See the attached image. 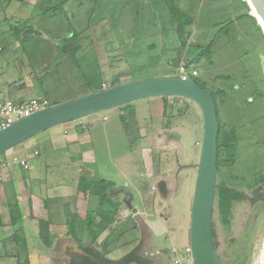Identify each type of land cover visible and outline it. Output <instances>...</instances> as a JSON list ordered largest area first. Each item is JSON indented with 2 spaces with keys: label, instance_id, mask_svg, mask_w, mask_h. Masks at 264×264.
Returning <instances> with one entry per match:
<instances>
[{
  "label": "rangeland",
  "instance_id": "obj_1",
  "mask_svg": "<svg viewBox=\"0 0 264 264\" xmlns=\"http://www.w3.org/2000/svg\"><path fill=\"white\" fill-rule=\"evenodd\" d=\"M254 17L243 0H0V76L26 83L20 95L49 107L126 82L179 75L177 60L184 59L190 78L215 97L220 124L231 137L222 143L223 159L219 155L223 162L214 210L218 254L224 264H262L264 200L252 198L259 189L264 192V30ZM68 42L75 51L64 50ZM5 98L17 100L6 92ZM82 119L87 155L69 154L65 147L77 145H66L64 133L54 137L62 125L38 136L40 158L53 163L58 194L78 190L69 205L75 209L74 199L82 202L79 187L90 177L105 183L107 198L116 199L120 191L124 203L131 204L133 188L149 184L143 179L146 160L156 174V193H167L160 185L173 182L166 209L177 221L187 218L190 226L203 134L196 103L168 97L165 106L163 97H151ZM219 184L247 196L234 202L229 223L218 205ZM99 199H91L89 212L98 209ZM74 211L67 217L59 212L55 221L73 219L74 224L82 210ZM101 219L97 215L96 222ZM127 224L123 221L120 229ZM68 230L81 241L94 231L83 225ZM14 236L24 235L17 231L4 244L9 247ZM0 237H5L2 231ZM1 241L0 255L15 253L2 248ZM183 243H189L187 232ZM27 251L32 252L25 247L22 254ZM60 252L58 264L67 263L66 250ZM0 264L8 261L0 257Z\"/></svg>",
  "mask_w": 264,
  "mask_h": 264
},
{
  "label": "crops",
  "instance_id": "obj_2",
  "mask_svg": "<svg viewBox=\"0 0 264 264\" xmlns=\"http://www.w3.org/2000/svg\"><path fill=\"white\" fill-rule=\"evenodd\" d=\"M245 1L243 0L250 11L251 8L248 2L246 1V3ZM181 61L185 60L179 58L177 64ZM0 80L4 84V86L1 85V88H3H0V100L6 99V92L17 99H12L14 102L27 101L25 96L20 95L23 94L22 88L27 86L26 83L20 81L19 83L14 78L5 79L1 76ZM1 96L4 98L1 99ZM79 121H83V119L62 124V129L55 130L53 135L55 138L60 139L61 134L64 133L66 145H77L71 149L68 146L65 147L68 148L69 154H81L83 152L82 154L87 155L89 153L83 147L85 143L82 135H80L85 130V124H81ZM166 129L168 130L169 128ZM40 134L24 141L0 156V177H2L0 179V232L2 231L5 235V237H0V240L3 242L2 248H13L15 250V253L10 255L6 253L0 255V257L6 259L8 264H16V260L17 264H26L29 259L37 257V262H30V264H58L56 259H59L60 256L63 257L60 252L62 249L66 250L65 255L68 260L65 264H70L77 256H85L95 261L96 259L93 256L85 252V247H91L93 250L102 253V264H173L172 258L175 250L186 245L183 243V236L186 232L189 236L190 226L189 224L187 225V218L177 221L173 218L175 213L166 209L170 205L169 201H171L172 194L168 192L172 190V181L166 180L163 182L164 187L166 186L168 191L167 193H156L155 185L157 180H153L156 174L155 171L150 173L149 164L145 160L143 179L145 177L147 180L149 179V184L146 183L147 185H145L147 188H133L134 193L129 188L133 193L131 204L124 203L125 199L122 200L120 191L116 199L113 198V195H109L112 201L120 203L118 211L112 214L115 219L114 222L108 226L103 225L105 228H102L97 243H93L91 235L87 237L90 241L85 239L81 241L72 234L74 233L73 231L68 230L76 223H72L73 219H68L65 223H57L55 219L59 212L67 217L73 214L75 209L77 213L82 210V214H85L87 211V205H84L86 199L83 197L81 203L74 199L76 201V208L74 209L73 206L68 204V201H72L74 194L78 193V190L75 192V187L74 189L71 187L70 192L58 194L59 184L54 180L53 163L47 160L46 157L40 158L41 152L38 148V136ZM136 140H139V138ZM199 142L197 140V144L200 145L201 142ZM14 157L28 159L31 168L26 170L22 165L13 163ZM79 180H81V177ZM64 182L66 181L64 180ZM124 185L130 184L126 182ZM12 193L15 194L13 196L14 204L10 203L13 198L9 199ZM160 203L162 204L160 205ZM14 208L16 209L15 214H19L16 217L21 218L15 225L12 223L13 216H11L12 212H10ZM40 221L49 222L50 234L54 236L50 245L42 241ZM123 221H127L128 224L120 229L119 225ZM18 224L19 227H16ZM16 230L22 231L24 236L9 238L11 240L8 247L7 244H4L6 243L5 239L8 236L11 237V234L14 235L17 232ZM101 236L102 240L99 241ZM25 247L27 250L31 249L32 252L27 251L23 255V248Z\"/></svg>",
  "mask_w": 264,
  "mask_h": 264
},
{
  "label": "water",
  "instance_id": "obj_3",
  "mask_svg": "<svg viewBox=\"0 0 264 264\" xmlns=\"http://www.w3.org/2000/svg\"><path fill=\"white\" fill-rule=\"evenodd\" d=\"M246 1L264 30V0ZM151 97L185 98L196 103L201 110L203 134L191 207L189 244L195 264H224L213 239L219 159L218 107L213 94L194 79H183L178 75L146 78L104 88L41 109L0 131V156L48 129ZM161 186L163 187L164 183Z\"/></svg>",
  "mask_w": 264,
  "mask_h": 264
},
{
  "label": "trees",
  "instance_id": "obj_4",
  "mask_svg": "<svg viewBox=\"0 0 264 264\" xmlns=\"http://www.w3.org/2000/svg\"><path fill=\"white\" fill-rule=\"evenodd\" d=\"M25 32L28 33V29H26ZM72 39L73 38L70 37L69 39H67V41H72ZM68 43L69 44H66L64 46V50H67V48H69V49L75 51L76 47L71 45L70 42H68ZM34 76H35V78H38V76L36 74H34ZM40 78H43V77H40ZM119 80H120L119 78L115 79L114 83H118ZM163 98L165 99V106H166L168 97H163ZM174 98H177V97H174ZM229 136L230 135L227 134V132L224 130L223 126H221V124H220V132H219V138H218L220 159H223L222 157L224 155V150L226 149V148H224V149L222 148L223 147L222 143H225V142L229 143V138L231 140V137H229ZM220 159H218V166H219V163H221V161H222ZM94 179H96V178L91 177V178H89V180H87V182L81 181V184L79 187V192L86 199L85 205H87V211H86L87 214L83 213L84 215L82 214V216L79 219H75L76 223L74 224V227L76 225L79 227H82V225H83V226H88L89 228H92L94 230L91 234L92 241H93V243H97L98 239L100 237V233L102 232V228H105V227H103V225L105 224V226H108L114 222L115 219L112 216V214H114L118 211L120 203H118V202L116 203V202L112 201L110 199V197L107 198L108 195L105 193V191H107V187H106L105 183L104 182L102 183V180H99V179L94 180ZM218 188H219V190H218V205H219V208L221 210V213L223 215L224 220L226 221V223H229L230 222L229 217L232 213V207H233L234 202L237 200L245 199L247 196H246V193L237 192V191H235V189H233V188L231 189L228 186L226 187L224 185L219 184ZM259 190L256 192V196L252 198L253 202L264 200V192L261 191L262 189L260 191ZM95 195H98V197L100 196L98 209L96 211H90L89 212V210H88L89 204L91 203V199L94 198ZM106 204L109 205V208L105 207ZM101 206H102V209L100 208ZM15 211H16V209L14 208L13 212H15ZM97 215L102 218L101 223L96 222ZM19 220H20V218L13 217L12 223L15 225L17 222H19ZM40 225H41V237H42L43 241L46 242L47 245H50V242H52L54 236H52L50 234L49 222L40 221ZM94 225H96L97 227ZM94 228H96V229H94ZM76 234L77 233H74V236L77 238ZM213 239H214L215 247L218 248L219 243L217 241V235H216L214 223H213ZM85 252H87L89 255L93 256L96 260L93 261L90 258L85 257V256H77L70 264H102V253L101 252L95 251L91 247H85Z\"/></svg>",
  "mask_w": 264,
  "mask_h": 264
},
{
  "label": "built area",
  "instance_id": "obj_5",
  "mask_svg": "<svg viewBox=\"0 0 264 264\" xmlns=\"http://www.w3.org/2000/svg\"><path fill=\"white\" fill-rule=\"evenodd\" d=\"M177 71L179 72L178 76L183 79H191L187 70L186 61H181L178 64ZM192 74L197 75L198 71L194 69ZM47 107V102L41 99H30L24 102L0 100V131L17 120ZM14 162L22 165L26 170L31 168V164L26 158L14 157ZM172 260L173 264H195L190 244L188 243L184 247L176 249Z\"/></svg>",
  "mask_w": 264,
  "mask_h": 264
},
{
  "label": "flooded vegetation",
  "instance_id": "obj_6",
  "mask_svg": "<svg viewBox=\"0 0 264 264\" xmlns=\"http://www.w3.org/2000/svg\"><path fill=\"white\" fill-rule=\"evenodd\" d=\"M264 180V179H261V181Z\"/></svg>",
  "mask_w": 264,
  "mask_h": 264
},
{
  "label": "bare ground",
  "instance_id": "obj_7",
  "mask_svg": "<svg viewBox=\"0 0 264 264\" xmlns=\"http://www.w3.org/2000/svg\"><path fill=\"white\" fill-rule=\"evenodd\" d=\"M254 13V12H253ZM263 259V258H262Z\"/></svg>",
  "mask_w": 264,
  "mask_h": 264
}]
</instances>
